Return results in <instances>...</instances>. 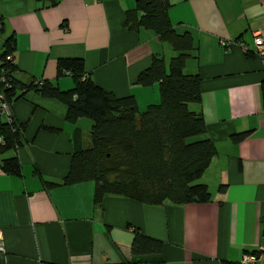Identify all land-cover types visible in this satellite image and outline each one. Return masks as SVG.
<instances>
[{
	"label": "crops",
	"instance_id": "0c3cea01",
	"mask_svg": "<svg viewBox=\"0 0 264 264\" xmlns=\"http://www.w3.org/2000/svg\"><path fill=\"white\" fill-rule=\"evenodd\" d=\"M168 18L189 32L194 49L184 73L199 76L201 113L216 154L198 182L208 202L148 205L106 195L95 203V182L45 186L67 174L72 154L92 144V120L66 119L67 104L27 89L7 105L22 143L0 152L15 156L20 173L0 169V264H131L139 231L163 242L156 264H222L246 251L264 250V70L253 52L254 31H264V0H168ZM132 0H0V51L21 82L49 80L73 86L71 72L58 75L57 60L80 57L83 77L115 97L133 95L139 111L159 100L157 83L143 86L139 74L154 54L168 64L176 54L151 30L124 24ZM221 40L236 42L226 48ZM240 43L246 44L243 50ZM158 102V101H157ZM7 121L0 109V124ZM245 133L240 140L234 135ZM223 186L220 190L219 187ZM256 264H264V253Z\"/></svg>",
	"mask_w": 264,
	"mask_h": 264
},
{
	"label": "trees",
	"instance_id": "16d2710c",
	"mask_svg": "<svg viewBox=\"0 0 264 264\" xmlns=\"http://www.w3.org/2000/svg\"><path fill=\"white\" fill-rule=\"evenodd\" d=\"M42 1L45 5H56L59 0ZM132 2L133 8L126 11L124 24L132 29L153 31L176 51L168 64L163 55L154 54L149 66L138 76L137 81L143 86L157 83V103H150L139 111L133 95L115 97L106 92L90 77H83L80 57L57 60L59 76H64V71L71 72L73 86L69 89H60L49 80L21 82L12 76L15 65L7 58L13 51L12 36L5 39L0 51V70L8 78L7 83L0 84L2 102L8 105L25 90L33 89L42 96L64 101L69 122L78 117L92 120L91 146L76 149L67 174L60 182L44 181L45 186L93 180L95 203L106 195L126 196L148 205L165 201L176 204L208 202L211 192L207 184L197 180L216 154V147L209 138L201 137L206 132L201 113L189 108L191 102L200 99L199 76L183 71L186 59L194 49L192 35L178 33L173 28L168 18V0ZM22 127L12 119L0 124L3 141L0 152L22 143ZM244 136L245 133L234 135V139L237 141ZM0 169L8 174L20 173L14 155L0 159ZM261 233L264 237V220ZM162 247L161 240L137 231L131 243L129 263H159ZM246 252L259 257L264 250ZM222 264L241 263L224 260Z\"/></svg>",
	"mask_w": 264,
	"mask_h": 264
},
{
	"label": "built area",
	"instance_id": "2783aa9c",
	"mask_svg": "<svg viewBox=\"0 0 264 264\" xmlns=\"http://www.w3.org/2000/svg\"><path fill=\"white\" fill-rule=\"evenodd\" d=\"M236 42L233 41H225V40H221L220 44L225 46L226 48H230L232 47ZM253 43H254V48H253V52L259 56L262 59V63H263V70H264V31H254L253 33ZM241 47L243 50H246V45L244 43H240ZM66 73H70L69 71H66ZM8 82V78L4 75L3 71L0 70V84H5ZM0 109L6 113L7 116V121H11V117L9 115L8 112V107L7 105L2 102V94L0 93ZM2 139L0 137V144L2 143ZM3 249V244L0 241V250ZM257 261V256L253 253L250 252H245L242 255V258L240 260L241 264H255Z\"/></svg>",
	"mask_w": 264,
	"mask_h": 264
},
{
	"label": "rangeland",
	"instance_id": "374dc122",
	"mask_svg": "<svg viewBox=\"0 0 264 264\" xmlns=\"http://www.w3.org/2000/svg\"><path fill=\"white\" fill-rule=\"evenodd\" d=\"M157 101H159V100H156L155 102H153V103H157ZM198 181V180H197Z\"/></svg>",
	"mask_w": 264,
	"mask_h": 264
}]
</instances>
